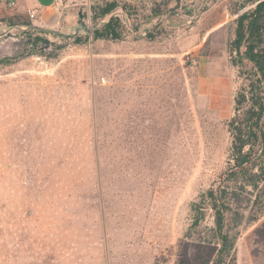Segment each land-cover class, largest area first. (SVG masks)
Returning <instances> with one entry per match:
<instances>
[{
	"label": "rangeland",
	"instance_id": "rangeland-1",
	"mask_svg": "<svg viewBox=\"0 0 264 264\" xmlns=\"http://www.w3.org/2000/svg\"><path fill=\"white\" fill-rule=\"evenodd\" d=\"M109 1L118 5L103 14ZM7 3L0 264H193L197 255L195 264H211L219 248L212 210L188 236L190 204L224 184L228 122L250 81L228 42L254 4L74 0L46 28ZM111 16L121 37L95 38ZM259 187L245 194L227 264H264V213L245 221ZM194 239L205 240L198 250Z\"/></svg>",
	"mask_w": 264,
	"mask_h": 264
},
{
	"label": "trees",
	"instance_id": "trees-1",
	"mask_svg": "<svg viewBox=\"0 0 264 264\" xmlns=\"http://www.w3.org/2000/svg\"><path fill=\"white\" fill-rule=\"evenodd\" d=\"M248 1L254 6L236 17L234 34L228 42L231 62L239 67L240 73L248 74L250 81L247 90L242 89L236 94L235 114L228 122L231 153L227 168L219 176L220 185L224 184L209 187L200 201L190 204L188 236L197 231L206 210H212L215 224L211 229L214 231L212 237L216 238L219 248L211 264H227L234 258L232 252L238 230L233 235L231 230L244 221L247 206L243 201L250 200L245 194L257 189L264 180V0ZM117 5L115 1L107 2L103 14ZM121 28L119 18L111 16L100 29L94 30V37L119 39ZM7 60L0 61L4 63ZM99 126L96 125L95 132L98 153L104 147ZM263 213L264 188L259 187L245 221H255ZM201 241L194 239L191 243L198 250L202 247ZM198 260L199 255L195 256L194 262Z\"/></svg>",
	"mask_w": 264,
	"mask_h": 264
},
{
	"label": "crops",
	"instance_id": "crops-1",
	"mask_svg": "<svg viewBox=\"0 0 264 264\" xmlns=\"http://www.w3.org/2000/svg\"><path fill=\"white\" fill-rule=\"evenodd\" d=\"M14 1L12 11L16 14H27L30 8L38 10V16L31 18L34 25H39L46 28L56 27L61 19V10L63 6L73 2L74 0H0V11L5 2Z\"/></svg>",
	"mask_w": 264,
	"mask_h": 264
},
{
	"label": "built area",
	"instance_id": "built-area-1",
	"mask_svg": "<svg viewBox=\"0 0 264 264\" xmlns=\"http://www.w3.org/2000/svg\"><path fill=\"white\" fill-rule=\"evenodd\" d=\"M14 4V1L9 2V6H14ZM27 14L30 18H36L38 16V10L36 8H30L27 10Z\"/></svg>",
	"mask_w": 264,
	"mask_h": 264
}]
</instances>
